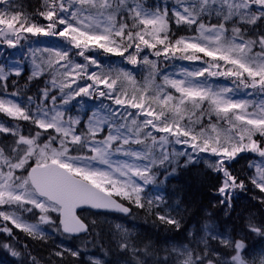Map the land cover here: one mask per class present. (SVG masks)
<instances>
[{
  "label": "snow or ice",
  "instance_id": "obj_1",
  "mask_svg": "<svg viewBox=\"0 0 264 264\" xmlns=\"http://www.w3.org/2000/svg\"><path fill=\"white\" fill-rule=\"evenodd\" d=\"M24 42L23 87L9 84L20 63L0 65V248L19 264H107L64 243L83 235L103 247L91 209L135 207L182 230L189 206L159 187L178 168L203 166L225 217L249 185L264 205V0H0V49ZM177 61L187 64L169 72ZM214 217L163 249L121 223L107 236L124 264H264V247L245 243L264 240V218L225 230ZM19 233L51 242L48 257Z\"/></svg>",
  "mask_w": 264,
  "mask_h": 264
},
{
  "label": "trees",
  "instance_id": "obj_2",
  "mask_svg": "<svg viewBox=\"0 0 264 264\" xmlns=\"http://www.w3.org/2000/svg\"><path fill=\"white\" fill-rule=\"evenodd\" d=\"M156 2L157 0H148L149 4H155ZM24 3L25 5L35 3V0H24ZM26 43L27 42H24V44L18 46L16 49H0V65H5L10 61H16L22 66L21 76H12L9 81L10 85L12 81L18 80L19 86L23 87L28 80V76L31 74V62L24 59V53L27 51ZM36 46L43 47L44 45H33V47ZM176 64V67H169L168 69H176L181 64H187V62L177 61ZM47 78L48 77H45V79ZM43 83V80H40L39 82L33 81L29 85L32 91L27 94L31 95L32 92H35L38 88H42ZM9 91H16V89L10 87ZM3 119L6 118L0 114V120ZM182 163L183 160H181V164ZM247 163V160H241L239 163L234 164L233 168L240 171L246 168ZM159 180L164 181L165 177L160 175ZM214 183H216V181L212 176L203 175L202 165L188 169L178 168L176 173L173 176H170L165 183L160 184L159 187L163 189L165 198L169 203L174 204L179 198H182L184 203L189 206L190 213L184 214L185 219L182 222V230L178 231L175 228H169L166 230L165 227L154 223L153 216H149L145 211L134 207L131 215V222L134 224L133 234L136 235L138 239H151L156 248L163 249L164 247H170L172 242L177 244L185 243L188 229L198 226V223L201 222L205 212L215 213L214 218L217 220L218 226L225 230L233 227L239 230L243 224V221L239 218L241 215L247 216L249 213H252L256 216L257 220L264 218V205L259 203V191L252 188L251 185L248 186L249 191L238 193L237 198L234 200L236 211L231 214L230 218L225 217L222 211L217 213L216 209L212 207L215 203ZM183 206L184 205H182V207ZM83 214L88 216L89 220H99V214L91 211H87ZM108 225L109 224L105 222L102 226L103 231L101 232V236L104 241L103 247H94L91 242L92 237L83 235L75 239H66L64 243L67 247H80L85 249L89 254L98 256L107 261V264H118L121 261H125L128 257L126 254L121 253L116 245L110 242L107 236ZM19 236L21 245L24 243L30 245L32 255L45 259L48 257V253L52 247L51 242L45 244L43 242L33 241L25 237L23 233H19ZM236 238L239 239L240 237L237 236ZM0 240H3L2 234H0ZM261 240L262 239L255 234H247L245 243L250 246ZM85 241H88L86 245L84 243ZM158 254L161 258L165 255L162 250ZM0 262L5 264H19L17 257L11 256L10 252L2 248H0ZM149 264H151V260L149 261Z\"/></svg>",
  "mask_w": 264,
  "mask_h": 264
},
{
  "label": "rangeland",
  "instance_id": "obj_3",
  "mask_svg": "<svg viewBox=\"0 0 264 264\" xmlns=\"http://www.w3.org/2000/svg\"><path fill=\"white\" fill-rule=\"evenodd\" d=\"M12 63H18V62L11 61V62H9L8 64H12ZM168 71H169V72H177V73H178V72L180 71V66L177 67L176 69H173V70H172V69H168ZM149 195H153V193L150 192ZM100 219L103 220V221H105V222H107V223H109V224L121 223V224H123L126 228H128L129 230H131L132 232H133V230H134V225H133L132 223H126V222L122 223V222L118 221V220L115 219V218L106 217V216H102ZM59 243H60V240L58 239V244H59ZM174 244H176V243H173V242H172L170 245H174ZM260 247H264V240L261 241V242H260L257 246H255L254 248L258 249V248H260ZM0 264H3V263H0ZM119 264H124V262H120Z\"/></svg>",
  "mask_w": 264,
  "mask_h": 264
},
{
  "label": "water",
  "instance_id": "obj_4",
  "mask_svg": "<svg viewBox=\"0 0 264 264\" xmlns=\"http://www.w3.org/2000/svg\"><path fill=\"white\" fill-rule=\"evenodd\" d=\"M92 210H94V211H105V210H95V209H92ZM114 213H119V212H114ZM121 214H123V213H121ZM123 215H125V214H123Z\"/></svg>",
  "mask_w": 264,
  "mask_h": 264
},
{
  "label": "bare ground",
  "instance_id": "obj_5",
  "mask_svg": "<svg viewBox=\"0 0 264 264\" xmlns=\"http://www.w3.org/2000/svg\"><path fill=\"white\" fill-rule=\"evenodd\" d=\"M240 220V219H239Z\"/></svg>",
  "mask_w": 264,
  "mask_h": 264
}]
</instances>
